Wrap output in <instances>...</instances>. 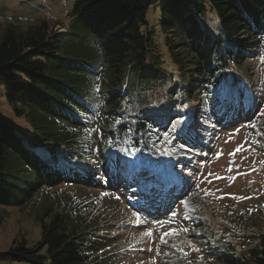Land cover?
<instances>
[{
  "label": "trees",
  "instance_id": "obj_1",
  "mask_svg": "<svg viewBox=\"0 0 264 264\" xmlns=\"http://www.w3.org/2000/svg\"><path fill=\"white\" fill-rule=\"evenodd\" d=\"M159 2L158 25L175 71L163 66L148 28L146 10ZM69 16L65 34L43 19L26 29L7 25L0 37L5 100L35 134L41 131L32 144L46 152H29L24 129L0 113V223L4 206L23 204L40 187L67 179V169L76 174L81 160L107 166L116 131L154 125L148 116L157 114V104L161 117L168 116L163 124H170L180 102H194L197 123L199 109L218 103L226 64L245 61L264 41V0H73ZM157 91L160 99L152 106ZM69 107L71 123L64 114ZM36 221L35 244L14 240L0 260L102 264L97 215L82 213L78 205H44ZM257 240L240 257L225 253L217 260L264 264V232Z\"/></svg>",
  "mask_w": 264,
  "mask_h": 264
},
{
  "label": "rangeland",
  "instance_id": "obj_2",
  "mask_svg": "<svg viewBox=\"0 0 264 264\" xmlns=\"http://www.w3.org/2000/svg\"><path fill=\"white\" fill-rule=\"evenodd\" d=\"M72 2L0 0V37L7 25L26 29L43 19L65 34ZM159 5L146 10L148 28L163 54V66L175 71L158 25ZM222 72L225 85L218 103L199 109L197 123L194 102H180L170 124H163L168 116L161 117L157 104V114H146L154 126L117 131L107 166L81 160L76 174L67 169V179L40 187L23 204L4 206L0 253L21 238L28 246L35 244L40 238L37 214L44 205H78L82 213L98 216L95 245L102 248V264H222L219 255L240 257L256 245L264 232V41L252 56L227 63ZM153 97L150 104L155 106L159 91ZM0 113L24 129L29 152L46 154L34 145L41 131L35 134L25 117L13 113L2 84ZM64 114L67 122L74 121L70 107ZM181 115L187 116L179 120ZM238 146L241 150L230 155ZM128 149L138 151L129 155Z\"/></svg>",
  "mask_w": 264,
  "mask_h": 264
},
{
  "label": "snow or ice",
  "instance_id": "obj_3",
  "mask_svg": "<svg viewBox=\"0 0 264 264\" xmlns=\"http://www.w3.org/2000/svg\"><path fill=\"white\" fill-rule=\"evenodd\" d=\"M260 114H261V115H264V111H262ZM253 127H254V125H253ZM236 131H239V129H237ZM240 150H241V148L238 146L237 149H235L233 153H230V155H234L236 151H240ZM127 151H128V154H129V155H134V154H135V151H138V150H136V149H128ZM219 155H220V153H217V157H219ZM177 163H179V161H177ZM210 175H211V174H210ZM105 195H106V194H105ZM117 198H118V197H117ZM184 202H185V201H181V203H184ZM250 211H251V210H250ZM133 215H136V213L133 212ZM186 230H187V229H185V231H186ZM168 234H170V233H165V235H168Z\"/></svg>",
  "mask_w": 264,
  "mask_h": 264
}]
</instances>
